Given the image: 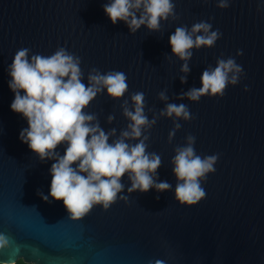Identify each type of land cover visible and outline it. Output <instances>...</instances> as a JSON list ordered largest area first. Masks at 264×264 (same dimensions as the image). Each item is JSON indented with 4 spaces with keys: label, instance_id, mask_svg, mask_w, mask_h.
I'll list each match as a JSON object with an SVG mask.
<instances>
[{
    "label": "water",
    "instance_id": "obj_1",
    "mask_svg": "<svg viewBox=\"0 0 264 264\" xmlns=\"http://www.w3.org/2000/svg\"><path fill=\"white\" fill-rule=\"evenodd\" d=\"M107 2L0 0V235L7 238L0 263L264 264V0H227L226 7L219 0H172L175 17L162 20L158 30L142 25L134 33L123 21H110L102 7ZM201 20L220 36L212 47L193 48L190 71L181 72L183 61L172 54L169 36ZM58 47L80 57L86 87L92 68L125 74L122 97L101 90L82 109L94 115L92 124L112 133L109 143L131 122L124 115L125 108L133 110L131 95L144 94V114L155 123L126 142L148 137L146 151L161 158L154 179L171 188L130 192L125 174L107 209L96 204L79 218L62 200L42 199L54 160H40L18 138L28 125L10 109L14 93L6 68L20 48H28L29 56H47ZM228 57L242 71L223 96L190 101L181 95L201 86L205 68ZM161 91L167 100L159 98ZM167 103L185 104L192 118H175V128L174 118L160 114ZM188 135L195 137L197 155L217 160L201 179L204 197L182 205L174 197L172 157ZM65 147L56 150L62 155Z\"/></svg>",
    "mask_w": 264,
    "mask_h": 264
},
{
    "label": "clouds",
    "instance_id": "obj_2",
    "mask_svg": "<svg viewBox=\"0 0 264 264\" xmlns=\"http://www.w3.org/2000/svg\"><path fill=\"white\" fill-rule=\"evenodd\" d=\"M218 6L226 7L227 0H219ZM102 7L113 24L123 21L133 33L142 25L149 30H158L162 20L175 17L172 0H108ZM219 36V30H212V25L203 20L190 28L176 27L169 36V45L172 54L183 61L180 71H190L187 61L193 48L212 47ZM237 54H240L239 50ZM6 71L10 77L8 87L14 93L10 109L21 114L28 125L21 129L18 138L27 143L40 160H54L49 168V193L40 194L42 199L47 200L50 196L62 200L67 212L79 218L96 204L107 209L124 187L121 177L125 174L131 181L130 192H146L150 188L164 191L172 187L167 181L154 179L161 158L155 152L146 151L147 136L135 144L126 142V138H140L142 129L155 123V117L149 121L144 114L142 92L131 95L133 110L124 109V115L131 122L120 138L111 143L109 136L112 133L92 124L94 115L82 111L101 90L112 98L122 97L128 88L123 72L101 73L92 68L86 87L82 82L80 57L64 47H58L47 56H29L28 48H20ZM241 71V65L234 58H218L214 68L203 70L201 86L181 95L190 101H199L205 94L223 96L227 85L237 83V74ZM180 79L184 82L186 77ZM158 96L167 100L163 91ZM160 114L174 118L175 128L180 127L175 118H192L183 103H167ZM186 139L188 142L177 147L172 157V172L177 180L174 197L179 204L193 205L205 195L201 179L214 171L217 156L197 155L193 148L195 137L188 135ZM61 144L66 145L62 155L56 150ZM6 243L7 238L0 235V246ZM19 264H24L23 260Z\"/></svg>",
    "mask_w": 264,
    "mask_h": 264
},
{
    "label": "trees",
    "instance_id": "obj_3",
    "mask_svg": "<svg viewBox=\"0 0 264 264\" xmlns=\"http://www.w3.org/2000/svg\"><path fill=\"white\" fill-rule=\"evenodd\" d=\"M21 260H19L16 264H19V262H20ZM24 262V261H23ZM1 264V263H0ZM24 264H33V263H25L24 262Z\"/></svg>",
    "mask_w": 264,
    "mask_h": 264
}]
</instances>
